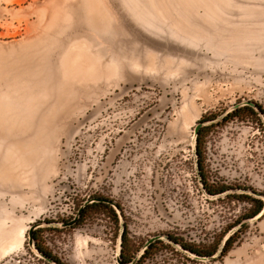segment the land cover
<instances>
[{
    "label": "rangeland",
    "instance_id": "rangeland-1",
    "mask_svg": "<svg viewBox=\"0 0 264 264\" xmlns=\"http://www.w3.org/2000/svg\"><path fill=\"white\" fill-rule=\"evenodd\" d=\"M246 100L264 107V0H0V264H52L30 227L97 197L128 258L157 235L210 253L255 203L204 192L193 137ZM260 119L200 128L214 189L264 194ZM115 213L34 236L63 264H121ZM241 229L213 260L161 239L142 264H264V215Z\"/></svg>",
    "mask_w": 264,
    "mask_h": 264
},
{
    "label": "water",
    "instance_id": "water-1",
    "mask_svg": "<svg viewBox=\"0 0 264 264\" xmlns=\"http://www.w3.org/2000/svg\"><path fill=\"white\" fill-rule=\"evenodd\" d=\"M245 105H249V106H252L254 107L260 117L262 118V120L264 121V113L261 109V107L259 106V104L257 102H254V101H251V100H246L244 102H241L239 104H236L234 105L233 107H231L230 109H228L224 114L220 115L219 117H216L214 119H211V120H205V121H201L197 127H196V131H195V134H194V137H193V141L195 143V150H196V158H197V166H198V170L200 172V178L202 180V185H203V189H204V192L207 193L209 196H212V197H215V198H220L222 196H226V195H229L231 193H246V194H251V195H254L258 198H261V199H264V194L263 193H260V192H256L254 190H250V189H241V188H237V189H228L226 191H223V192H220V193H215V194H212V193H209L206 189V186L204 184V181H203V175L201 174V167H200V162H199V150H198V145H197V142H198V134H199V130L202 126L204 125H211V124H214L215 122H217L218 119H221V118H224L226 115H228L231 111L241 107V106H245ZM92 202H105V203H110L111 205H113L115 207V209L117 210L118 214L120 215L121 217V222L124 223L123 221V216H122V213H121V208L120 206L118 205L117 202L113 201V200H110V199H107V198H104V197H97V198H94V199H91V200H88L87 203L80 209V211L78 212V215L71 221L69 222H64V223H49V222H40V223H37V224H34L30 227L29 229V244L30 246L32 247V249L37 252L38 254H40L43 258L47 259L50 263L52 264H61L59 261H57L55 258H53L52 256L48 255L47 253L41 251L37 244H36V240H35V236H34V230L39 227V226H69V225H73L75 224L81 213H82V210L84 209V207ZM264 215V207L263 209L261 210V212L254 216V217H251V218H248V219H245L244 221L240 222L239 224L235 225L233 228L230 229V231H228L225 236L223 237L217 251L212 254V255H207V256H202L200 254H197V253H194L190 250H187L185 247H183L182 245L180 246L178 244V242H176L173 238H171L169 235H157L155 237H152L151 239H149L147 241V243L143 246V248L139 251V253L129 262H126L123 260V257H122V242H123V237H124V233H125V223L121 225L120 227V233H119V237H118V243H119V260H120V263L121 264H136L138 262V260L142 257V255L144 254V252L146 251V249L155 241L157 240H161V239H164V240H167L168 242H170L171 244L175 245L177 248L180 249L181 247V250L184 251L185 253L187 254H191L192 256L194 257H197L199 259H202V260H213L215 258H217L218 256H220L223 252V249H224V246L228 240V238L230 236H232L234 233H236L238 231V229L240 230L242 226L248 224V223H252V222H255L257 220H259L262 216ZM180 247H179V246Z\"/></svg>",
    "mask_w": 264,
    "mask_h": 264
},
{
    "label": "trees",
    "instance_id": "trees-1",
    "mask_svg": "<svg viewBox=\"0 0 264 264\" xmlns=\"http://www.w3.org/2000/svg\"><path fill=\"white\" fill-rule=\"evenodd\" d=\"M259 106L261 107V109H262V111L264 113V107L261 104H259ZM236 117H239V118H249V117L252 118L253 117V118L257 119L258 123L262 124L258 111L254 107L249 106V105L241 106V107H239V108L231 111L228 115H226L223 118V120L224 121H228V120H230L232 118H236ZM212 127L213 126L206 127L205 129L212 128ZM205 129H203V130H205ZM200 135H202V131L200 132ZM198 148H199L198 150H199V154H200V157H201L202 154H201V140H200V137H199V142H198ZM200 163H201V161H200ZM201 167H202V165H201ZM203 176H204V179L203 180H204L205 186H206L207 190L210 193H212V194L220 193V192L226 191V190H228L230 188V187H226L224 185H221L219 188L214 189L212 187V185H210L208 183L206 176L204 174H203ZM231 197L232 198H237V199H247V200H250V201H252V202L255 203V207L243 219H245V218H251V217H254V216L258 215L261 212V210L263 209V207H264L263 200L258 199V198H255V197H253L251 195H247V194H234V195H228L227 196V198H231ZM95 207L98 208L99 210H102V211L110 210V211L114 212V214L116 215L115 209L111 205H109V204H107L105 202H92V203H90V204H88V205H86L84 207V209L82 210V215H81V218L79 219V221H81L85 217V213H87V211L89 209L95 208ZM242 220L238 221L235 225L239 224ZM235 225H233V226H235ZM232 227H229V229L232 228ZM241 231H243V229L238 230L236 233H234L232 236H230L228 238V240H227V242H226V244L224 246V249H223V252H222L221 256H224L232 248V246L234 245V243H235V241H236V239H237V237H238V235H239V233ZM35 237H36V241H37V246H38V248L41 251L47 253L48 255L52 256L57 261H59L61 264H63L55 255H53L51 253L50 250H48V248L44 247L38 241L37 232L35 234ZM170 237L173 238L176 242H179L177 240V238L173 237L172 235H170ZM162 242H163L162 240H157V241L153 242L146 249V251L144 252V254L142 255V257L138 260V262L136 264H142L144 262V260L148 257V254L150 253V250L153 249V247H155V244L162 243ZM220 243H221V239L215 245L213 251H211L210 253H202V251H200L198 249H195V248H193V247H191L189 245H186V244H182V246L185 247L186 249H188V250H190V251H192L194 253L200 254V255H212V254H214L217 251ZM126 244H127V233L125 232L124 233V237H123V242H122V257H123V260L124 261L129 262V261H131L135 257V255H133L131 258H128L125 255L124 249L126 248Z\"/></svg>",
    "mask_w": 264,
    "mask_h": 264
},
{
    "label": "bare ground",
    "instance_id": "bare-ground-1",
    "mask_svg": "<svg viewBox=\"0 0 264 264\" xmlns=\"http://www.w3.org/2000/svg\"><path fill=\"white\" fill-rule=\"evenodd\" d=\"M56 69V68H55ZM55 72V71H54ZM23 110V109H22ZM185 122V121H184ZM21 233H22V235H24V233H25V230H23V231H21ZM8 240V239H7ZM5 244V243H4ZM22 240L21 239H10V240H8L7 242H6V244H5V250L4 251H6V252H10V251H12L13 252V250L14 249H16V248H18V247H20V246H22Z\"/></svg>",
    "mask_w": 264,
    "mask_h": 264
}]
</instances>
